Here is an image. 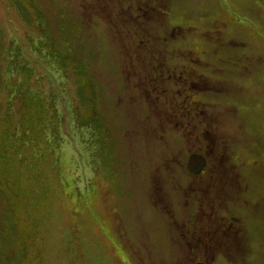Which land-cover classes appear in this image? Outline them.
<instances>
[{
  "label": "rangeland",
  "instance_id": "obj_1",
  "mask_svg": "<svg viewBox=\"0 0 264 264\" xmlns=\"http://www.w3.org/2000/svg\"><path fill=\"white\" fill-rule=\"evenodd\" d=\"M193 238L264 264V0H0V264H205Z\"/></svg>",
  "mask_w": 264,
  "mask_h": 264
},
{
  "label": "flooded vegetation",
  "instance_id": "obj_2",
  "mask_svg": "<svg viewBox=\"0 0 264 264\" xmlns=\"http://www.w3.org/2000/svg\"><path fill=\"white\" fill-rule=\"evenodd\" d=\"M181 67H183L184 68V63L185 62H183L184 60L181 58ZM180 76H179V80L180 81H182L183 80V77L184 76H182L181 74H183V71H181L180 73ZM197 76V78H200V77H202L201 75H196ZM191 85V84H190ZM193 87V86H192ZM196 104V101L194 102V106H196L195 105ZM194 108H192V105L190 106V110H192V112H193V114H194V116L192 117V120L193 119H196L197 117H200V120L202 119V113H200V116H199V112L197 111L196 112V110H193ZM196 112V113H195ZM203 115H204V118L206 117V114H204L203 113ZM206 119V118H205ZM205 132H206V130H205ZM196 142V141H195ZM194 214H195V211L193 212V213H190V215L191 216H194ZM233 219H238V223L237 224H235L233 221V225H235V226H238L239 224L241 225V222H243L242 221V219H240V218H233ZM241 221V222H240ZM243 224V223H242ZM223 226H230V224L229 223H227V222H224V225ZM235 226H233V227H235ZM228 235H229V237H231L232 238V242L231 243H229L228 244V246H233L236 250L235 251H239V252H242L241 254L242 255H244V256H246V254H247V250H245V248H244V245H241V244H236V237H237V233H231V232H228L227 233ZM198 241H200V239H198L197 241H196V238H193V242H195V245H190V247H189V249L191 250V249H196V248H198L199 247V243L200 242H198ZM246 245V244H245ZM211 247V246H210ZM246 248H247V245H246ZM222 253H224V252H222ZM219 250H216V247L214 246V247H211L209 250H208V252H204V256H205V258L206 259H203V260H201L202 262H205V264H207L206 262H208V260H210V261H215L219 256H223L225 259H230L231 257L230 256H232V255H227V254H222ZM255 257H259V255L258 254H255L254 255ZM247 257V256H246ZM245 257H240V259H244ZM186 259V258H185ZM232 259V258H231ZM243 261V260H242ZM242 263V262H241Z\"/></svg>",
  "mask_w": 264,
  "mask_h": 264
},
{
  "label": "trees",
  "instance_id": "obj_3",
  "mask_svg": "<svg viewBox=\"0 0 264 264\" xmlns=\"http://www.w3.org/2000/svg\"><path fill=\"white\" fill-rule=\"evenodd\" d=\"M162 48H164V47H162ZM163 55H164V53H163ZM129 57H132V54H130L129 55ZM133 58V57H132ZM126 75H128L129 76V74L127 73ZM235 224H237L238 223V219H234V221H233ZM241 222V221H240ZM241 223H243V222H241ZM239 226V229L238 228H236V227H233V226H223V229H222V227H221V230H218V231H214V233L215 232H219V235H220V237H222V239L224 240V242H226V241H228V242H232V238L231 237H229V235L227 234L228 232H231V233H239V234H241V232L243 231V227H240V224L238 225ZM208 237L210 236V234H208L207 235ZM224 244V243H223ZM199 249L200 250H202L203 252H208V250L211 248L210 247V243H207V242H200L199 244ZM225 245V244H224ZM215 246V245H214ZM216 247V246H215Z\"/></svg>",
  "mask_w": 264,
  "mask_h": 264
},
{
  "label": "water",
  "instance_id": "obj_4",
  "mask_svg": "<svg viewBox=\"0 0 264 264\" xmlns=\"http://www.w3.org/2000/svg\"><path fill=\"white\" fill-rule=\"evenodd\" d=\"M207 165L205 157L198 154H193L189 157L187 169L192 175H199ZM200 264V263H199Z\"/></svg>",
  "mask_w": 264,
  "mask_h": 264
}]
</instances>
